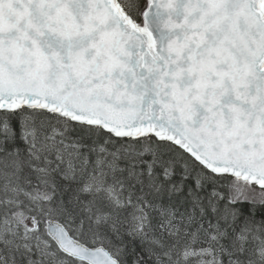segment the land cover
I'll list each match as a JSON object with an SVG mask.
<instances>
[{
    "label": "water",
    "instance_id": "water-1",
    "mask_svg": "<svg viewBox=\"0 0 264 264\" xmlns=\"http://www.w3.org/2000/svg\"><path fill=\"white\" fill-rule=\"evenodd\" d=\"M149 1L147 35L113 0H0V108L41 105L118 137L153 131L264 189L259 0ZM48 232L71 258L119 264L59 223Z\"/></svg>",
    "mask_w": 264,
    "mask_h": 264
},
{
    "label": "trees",
    "instance_id": "trees-1",
    "mask_svg": "<svg viewBox=\"0 0 264 264\" xmlns=\"http://www.w3.org/2000/svg\"><path fill=\"white\" fill-rule=\"evenodd\" d=\"M116 1L143 28L148 0ZM234 179L153 133L118 138L40 107L0 110V264H56L12 235L21 223L79 264L51 242L49 220L120 264H264V203L233 199Z\"/></svg>",
    "mask_w": 264,
    "mask_h": 264
},
{
    "label": "rangeland",
    "instance_id": "rangeland-1",
    "mask_svg": "<svg viewBox=\"0 0 264 264\" xmlns=\"http://www.w3.org/2000/svg\"><path fill=\"white\" fill-rule=\"evenodd\" d=\"M231 190L233 199L247 201L251 203H264V190L258 187H254L253 185L244 182L240 179L233 180ZM16 240L17 239H14L13 241L16 242ZM35 246L37 250L40 249L38 243H36ZM45 252L46 255L50 256L54 260H57L56 257L52 255V253H50L48 250H45ZM62 263L64 264L65 262Z\"/></svg>",
    "mask_w": 264,
    "mask_h": 264
},
{
    "label": "bare ground",
    "instance_id": "bare-ground-1",
    "mask_svg": "<svg viewBox=\"0 0 264 264\" xmlns=\"http://www.w3.org/2000/svg\"><path fill=\"white\" fill-rule=\"evenodd\" d=\"M58 19H59V20H66L67 18H66V16L63 15V16H58ZM66 21H67V20H66Z\"/></svg>",
    "mask_w": 264,
    "mask_h": 264
}]
</instances>
